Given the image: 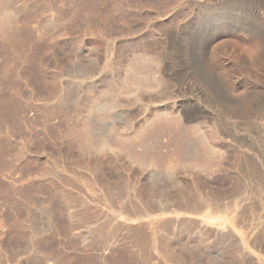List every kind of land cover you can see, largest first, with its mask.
<instances>
[{
	"label": "rangeland",
	"instance_id": "obj_1",
	"mask_svg": "<svg viewBox=\"0 0 264 264\" xmlns=\"http://www.w3.org/2000/svg\"><path fill=\"white\" fill-rule=\"evenodd\" d=\"M0 264H264V0H0Z\"/></svg>",
	"mask_w": 264,
	"mask_h": 264
},
{
	"label": "bare ground",
	"instance_id": "obj_2",
	"mask_svg": "<svg viewBox=\"0 0 264 264\" xmlns=\"http://www.w3.org/2000/svg\"><path fill=\"white\" fill-rule=\"evenodd\" d=\"M174 212H175V211H174ZM208 212H210V213H211V209H209V210H208ZM232 221H233V220H232ZM233 222H234V221H233ZM236 223H237V222H236ZM231 224H232V223H231Z\"/></svg>",
	"mask_w": 264,
	"mask_h": 264
}]
</instances>
